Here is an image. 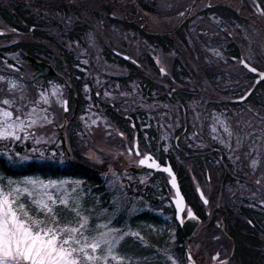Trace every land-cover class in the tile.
<instances>
[{"label":"flooded vegetation","instance_id":"obj_1","mask_svg":"<svg viewBox=\"0 0 264 264\" xmlns=\"http://www.w3.org/2000/svg\"><path fill=\"white\" fill-rule=\"evenodd\" d=\"M17 1L30 4V0ZM31 1L40 12L56 3ZM140 1L147 2L58 0L63 9L65 6L60 26L64 28L63 49L71 65L64 56L58 65L55 54L48 60L34 57L55 72L51 78H36L34 84L62 88L68 133L73 124L88 135L90 128L79 119L83 114L93 113L100 119L96 114L100 112L106 117L102 128L108 136H117L121 149L110 160L102 153L95 161L99 169L131 171L147 152L160 164L168 161L183 194L188 192L185 182L190 181L195 195L196 186L207 195L206 218L204 206L202 217L196 202V211L193 208L202 221L209 219L201 223L206 228L213 217L207 185L196 176L195 157L181 160L175 149L215 151L220 154L219 162L216 160L219 169L230 163L232 191L241 196L244 209L264 221V77L259 76L264 72V0H158L159 15L137 13ZM152 16L158 17L162 31H151L145 23ZM24 21L17 17L10 24L0 17L1 51L24 41L36 42L30 32L33 25L24 30ZM137 21L144 33L162 35V47L141 36L135 29ZM51 47L61 52L58 45ZM12 49L20 54L22 64L15 62L17 68L30 65L28 53L20 46ZM241 58L249 67L239 63ZM253 67L256 72L251 71ZM150 82L155 84L152 90ZM194 102H200L208 119L197 117L203 114L198 115L191 105ZM83 107L85 113L79 114ZM212 110L225 112L228 131L219 126L216 131L210 129ZM155 150L158 152L153 153ZM155 178L165 188V173L157 172ZM258 236L264 240V232Z\"/></svg>","mask_w":264,"mask_h":264},{"label":"rangeland","instance_id":"obj_2","mask_svg":"<svg viewBox=\"0 0 264 264\" xmlns=\"http://www.w3.org/2000/svg\"><path fill=\"white\" fill-rule=\"evenodd\" d=\"M151 21L153 24L157 25L159 19L157 16H152ZM1 54L0 76H3L5 79L0 80V111L8 108L14 113V115H20L24 120L26 127L19 132L18 140H12L10 143L0 140V151H9V155L13 157L16 153L31 157V159L19 164H26L31 160H35L40 163H54V165L61 167L67 164L81 163L85 161L86 156L89 157V154L92 152L101 153L100 151H106V149L109 148H114L116 150L121 149V142L118 141L117 136L114 133L112 137L108 136L106 134V129L102 128L104 124L106 125V117L100 112L96 113L100 116V119L98 117L96 118L93 113H87L84 115L85 108L83 107L79 111V114L83 115H81L80 118L78 116V118L84 121L90 130L88 131V135H84L80 132L81 128L78 125L75 126L74 132L71 136L74 142L71 144L73 156L70 158V161H67L64 157L62 148L60 147L59 132L56 127V125L60 123V106L63 95L62 88L57 84H51L49 87L43 88V86L39 85L40 83L34 84L36 82L30 83L28 80H26V82L20 81L15 76L19 77L21 74V77L25 78L28 77L29 74V68L25 64L22 65L19 70L15 68V62L21 63L20 54L13 52L4 53L3 51H1ZM9 65H13L14 67H9ZM9 80L15 81L17 87L10 89ZM19 90L22 93L21 98L17 95ZM24 91L34 93V97L28 98L24 95ZM42 92L45 94L47 103L44 98H41ZM5 98L13 101L11 106L2 103ZM199 103L200 102L191 103L192 107H195L198 115L203 114L202 116L197 117L207 118L203 113V106ZM92 105H94V103ZM18 107L19 111H17ZM29 112L34 113L35 123H32L29 119H24L25 114ZM225 115V112H215L212 110L210 129L216 131L217 126L221 128H225V126L227 127V119ZM220 120L223 121V124L220 123ZM24 132H27V137H25ZM222 136L223 135H221V137ZM88 142L93 144L88 146ZM41 154L44 155V159H40ZM86 165L87 167H90V165ZM34 174L45 180H64L68 183L65 186L66 191L49 189L54 196L62 198L64 201L51 205V211L49 212L38 209V206L33 203L37 197H29L27 193L21 194L19 202L26 206L25 210H27L33 218L44 219L46 222H51L50 217L55 216L57 223L69 224L70 226L77 223L81 215L89 217L90 225H95L100 220H111L112 227L121 229L125 233L119 242L118 251L122 255H125L129 260H132L130 256H137L135 253H137L138 256L141 255L143 253L141 249H149L150 245H155V243H152L151 241L157 239L158 233L156 231V225L150 220H144L142 221L143 223L134 221L132 225H130L131 217L128 213L146 209L159 214L164 220H171L168 218V214L162 215V210L153 208L158 199V193L161 192L162 181L159 182L156 178L151 179L149 174L131 177L129 180L124 178L129 182L127 188L125 186V181L122 179L117 180L105 173V176H103V185L105 186V192L108 199L103 206L101 205L102 199L98 195H93L90 192L92 186L86 184V182L80 178L72 176H60L55 178L49 173L44 174L42 172H36ZM35 175L32 174L30 176ZM20 178H22V176L13 178L0 174V184L7 185L9 179L15 181ZM72 181H79V183L73 185L71 183ZM109 181L113 182L110 184ZM153 182L157 191V193L155 192V197L150 194L153 189ZM145 185H149L148 197L139 196L138 193H141ZM153 198L155 200H153L152 203ZM209 214H211V212ZM118 217L122 219L121 222ZM208 221L209 219H207V222ZM168 228L169 230H163L162 226V235H164L163 239L165 240L161 249L157 251L160 258V264H172L173 259L177 264H188V260H185L177 247L173 224ZM203 228L204 227H199L194 238H192L193 244L190 248L192 264H206L198 258L196 253V250L202 246L201 230ZM216 251H218L219 255L215 256L218 260L214 264H231L228 257L229 253L223 249H221V251ZM165 253L167 256L172 257V259H168ZM210 256L211 254H207L203 258L207 257L209 263L213 264L211 263L212 259ZM113 264H115V262H113Z\"/></svg>","mask_w":264,"mask_h":264},{"label":"trees","instance_id":"obj_3","mask_svg":"<svg viewBox=\"0 0 264 264\" xmlns=\"http://www.w3.org/2000/svg\"><path fill=\"white\" fill-rule=\"evenodd\" d=\"M146 1V4H143L140 1V5H137V13L145 15L161 14L158 0ZM29 2L30 4H23L18 1L16 2V0H0V17L5 20L6 23L11 24L12 20H14V16H17L22 17V19L25 20L24 22L26 23V26L23 27L24 30H28L27 28L30 27L29 25H33V29L30 32L36 37V42L35 40L32 42L24 41L17 45H13L12 48L20 46L22 51L28 53V55H32L36 58L43 57L47 60L55 54L57 56L56 61L58 65H62V56H64L67 59L68 64L71 65V62H69L63 49L62 40L64 28H61L60 26V23L63 25V12H66L65 6L63 9V3H59L58 0H56L55 4L45 7L46 11H43L44 8H42V11L40 12V9L35 6V3L31 0ZM137 23L139 22H136L135 29L141 34V36H146L148 41L162 47V35L160 33H144L140 30L139 26H137ZM140 23L142 22L140 21ZM145 23L148 24L151 31H162V23L160 21L157 25L153 24L151 20H147ZM52 44L58 45V49L61 52L57 53L52 51ZM148 86L150 87V90H152L155 87V84L150 82ZM74 129L75 125L71 124L69 128L71 136ZM73 143L72 139V144ZM175 151L179 153L181 160L186 159L190 161V157H195V159H193V167L196 171V176L201 181L202 185H207L208 192L210 193L209 203L213 209V217L210 221L211 225H208L201 230L202 246L196 250L198 258L204 263L210 264L207 257H203L214 250L221 251V249H223L229 253L231 264H264V240L258 236L259 233L264 232V221H262L255 212L244 209L245 203L243 199H241V196L236 194V192L234 193L232 191V189H234V179L230 175V170L232 169L230 163L227 162V166L224 165V168L222 166L219 169V164L216 166V160L219 162L220 154L218 153L217 155L215 151H210L208 153H204L197 149H195V151L189 149L177 151L175 149ZM100 152L101 153L92 152L91 154L98 159L103 153L106 155L107 159L110 160L113 159L118 150L109 148L106 149V151ZM97 159L94 160L89 155V157L86 156V160L83 162L90 165L91 168L99 170V165L95 163ZM103 170L105 169H102V171L98 173L96 170L82 166L67 165L60 167L54 164L42 165V163H37L35 161H29L26 164L17 165L0 163V174L13 178L34 174L36 172H42L44 174L49 173L52 176L70 175L82 177L86 180V184H91V193H99L102 197H105V200L107 201L103 179L100 176L103 175ZM185 185L188 190V192H186L187 199L189 198L196 202V207L198 209L197 212L202 217L203 207L198 202L191 182L186 181ZM155 192L157 193L153 182V189L150 194L155 197ZM156 206L159 205L157 204ZM132 213H128L129 215L131 214V220H141L139 222L144 220L153 221L156 225L158 237L155 241H151L152 243H155V245H150L149 249H141L143 253L139 256L137 253H135L137 256H130L132 259L130 261L132 264H160V258L157 251L161 249L165 240L163 239L164 235L162 237V226L163 230H166L167 227L162 224V221L158 216L150 214V212L140 211ZM246 218H248L250 222L244 220ZM120 220L119 217V221ZM203 221L205 222L206 219H203ZM176 238L177 242L180 243V250H182V235L178 227L176 228Z\"/></svg>","mask_w":264,"mask_h":264},{"label":"snow or ice","instance_id":"obj_4","mask_svg":"<svg viewBox=\"0 0 264 264\" xmlns=\"http://www.w3.org/2000/svg\"><path fill=\"white\" fill-rule=\"evenodd\" d=\"M239 63L249 67L243 58ZM9 67L14 66L9 65ZM160 71L164 73L166 70L161 67ZM251 71L257 70L253 67ZM259 76L264 77V72H260ZM4 79L0 76V80ZM13 87H17L16 82L9 80V88ZM41 98H44L47 103L43 92ZM2 103L11 106L13 101L5 98ZM24 119L35 123L32 112L26 113ZM220 123L223 124V121L220 120ZM25 127L20 115H14L8 108L0 111V140L8 143L18 140L19 132ZM225 131H228L226 126ZM24 135L27 137V132H24ZM237 142L239 143V140ZM89 155L92 159H97L91 153ZM137 155H140L139 151ZM44 158L41 154L40 159ZM28 159L31 157L20 153H16L13 157L9 155V151H0V163L6 165H17ZM150 159L149 154H143V158H140L138 163L145 165ZM252 164H256L255 159L252 160ZM151 166L160 167L155 160H151ZM164 170L170 171L168 168ZM113 177H116L115 173ZM112 182L109 181L110 184ZM67 183L64 180H45L39 176L26 175L15 181L9 179L7 185L0 184V264H113V262L132 264L118 251L119 242L125 233L121 229L112 227L111 220H100L95 225H90L89 217L81 215L77 223L71 226L57 223L55 216L50 217L51 222H46L44 219L33 218L25 210L26 206L19 202L20 195L27 193L29 197H37L33 203L38 206V209L49 212L51 205L64 202L62 198L54 196L49 189L66 191ZM71 183L76 185L79 181ZM172 186L176 187L174 180ZM175 204V215L177 219H180L184 206L179 192H177ZM187 215L193 216L190 208L187 209ZM165 255L167 256L166 253ZM167 258L172 259L170 256ZM172 264L177 262L173 259ZM188 264H192L190 254Z\"/></svg>","mask_w":264,"mask_h":264},{"label":"water","instance_id":"obj_5","mask_svg":"<svg viewBox=\"0 0 264 264\" xmlns=\"http://www.w3.org/2000/svg\"><path fill=\"white\" fill-rule=\"evenodd\" d=\"M32 62V65L36 68V72L33 74L34 76H38L41 74H53V71L49 68L48 65L42 63V62H36L34 59H30ZM150 168V167H149ZM154 168V167H152ZM197 219L193 217H187V219L181 224L183 228V232L185 235V244L186 240L191 236V233L193 231L194 225L196 224Z\"/></svg>","mask_w":264,"mask_h":264},{"label":"bare ground","instance_id":"obj_6","mask_svg":"<svg viewBox=\"0 0 264 264\" xmlns=\"http://www.w3.org/2000/svg\"><path fill=\"white\" fill-rule=\"evenodd\" d=\"M14 21H17V16L14 17Z\"/></svg>","mask_w":264,"mask_h":264}]
</instances>
